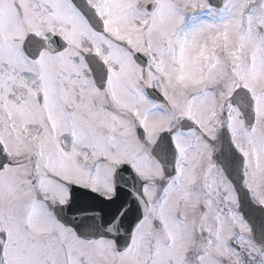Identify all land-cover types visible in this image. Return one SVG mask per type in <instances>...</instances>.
<instances>
[{
  "label": "snow or ice",
  "instance_id": "obj_1",
  "mask_svg": "<svg viewBox=\"0 0 264 264\" xmlns=\"http://www.w3.org/2000/svg\"><path fill=\"white\" fill-rule=\"evenodd\" d=\"M0 264H264V0H0Z\"/></svg>",
  "mask_w": 264,
  "mask_h": 264
}]
</instances>
